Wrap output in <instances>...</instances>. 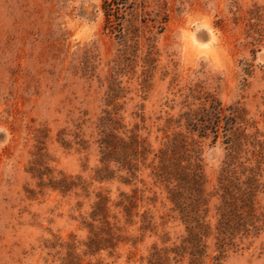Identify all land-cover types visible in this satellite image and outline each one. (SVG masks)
Instances as JSON below:
<instances>
[{"label": "rangeland", "instance_id": "374dc122", "mask_svg": "<svg viewBox=\"0 0 264 264\" xmlns=\"http://www.w3.org/2000/svg\"><path fill=\"white\" fill-rule=\"evenodd\" d=\"M211 97L242 114L237 168L262 187L259 229L223 248L225 132L213 142L183 117ZM0 128V264H150L156 251L163 264H264V0H0ZM178 133L198 141L212 195L197 239L147 167ZM106 134L149 146L134 175L110 161L97 177ZM63 177L74 185L52 186Z\"/></svg>", "mask_w": 264, "mask_h": 264}, {"label": "trees", "instance_id": "16d2710c", "mask_svg": "<svg viewBox=\"0 0 264 264\" xmlns=\"http://www.w3.org/2000/svg\"><path fill=\"white\" fill-rule=\"evenodd\" d=\"M113 1L105 2L106 26L116 29L112 18L119 14V8L113 7ZM122 29L119 33L122 35ZM209 98V97H208ZM206 99V102L209 99ZM230 115L224 114L225 108L214 97L210 98L209 106H204L202 112H187L183 114L191 131H196L200 137H208L213 134V142L218 138L220 130H224L226 143L229 149V160L221 172L219 186L216 190L218 202L215 204V217L217 219V235L215 236L220 248L223 245L233 244V237L240 232L248 234L250 230H258L255 225L259 218L255 215L254 201L262 187L256 178V171L252 168L239 170L237 166L238 155L249 139L246 129L242 125L235 126L242 114L229 108ZM238 113V114H236ZM224 121V124L221 122ZM243 121V120H242ZM241 121V122H242ZM187 135L181 133L170 138L164 148L154 154L152 161L147 165L156 182L162 183L168 190V197L186 223L190 236L197 239L204 236L210 228L205 223L210 207L211 196L205 190L206 178L203 171L201 150L198 141L188 140ZM144 140H139L137 134H132L128 139L117 135L106 134L100 141L102 146V161L105 166L97 170V177L106 178L109 168L106 165L110 161L120 164L119 169L127 170L134 175L139 170V161L145 164L152 152ZM242 166V164H241ZM40 178L43 172L34 169ZM249 170L250 174L245 176ZM246 177L242 179V177ZM54 186L62 189L70 187L73 183L63 177L58 181H51ZM74 185V184H73ZM264 187V186H263ZM106 198L100 197L97 210H104ZM130 202H133L130 201ZM126 211L129 212V208ZM166 256L162 252L152 254L150 264H163Z\"/></svg>", "mask_w": 264, "mask_h": 264}, {"label": "clouds", "instance_id": "9594fccd", "mask_svg": "<svg viewBox=\"0 0 264 264\" xmlns=\"http://www.w3.org/2000/svg\"><path fill=\"white\" fill-rule=\"evenodd\" d=\"M0 131H4V132H6V129L0 128Z\"/></svg>", "mask_w": 264, "mask_h": 264}]
</instances>
